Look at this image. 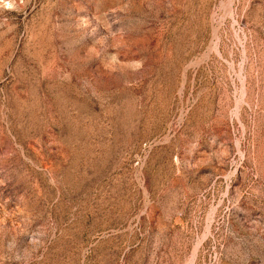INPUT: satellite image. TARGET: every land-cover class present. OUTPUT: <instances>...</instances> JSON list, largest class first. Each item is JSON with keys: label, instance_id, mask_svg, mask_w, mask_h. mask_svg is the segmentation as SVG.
I'll return each instance as SVG.
<instances>
[{"label": "rangeland", "instance_id": "1", "mask_svg": "<svg viewBox=\"0 0 264 264\" xmlns=\"http://www.w3.org/2000/svg\"><path fill=\"white\" fill-rule=\"evenodd\" d=\"M0 264H264V0H0Z\"/></svg>", "mask_w": 264, "mask_h": 264}]
</instances>
